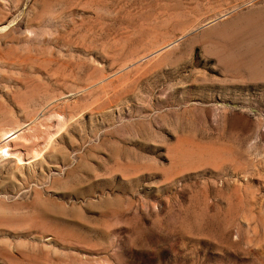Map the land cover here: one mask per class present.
I'll return each instance as SVG.
<instances>
[{"label":"rangeland","instance_id":"obj_1","mask_svg":"<svg viewBox=\"0 0 264 264\" xmlns=\"http://www.w3.org/2000/svg\"><path fill=\"white\" fill-rule=\"evenodd\" d=\"M0 264H264V0H0Z\"/></svg>","mask_w":264,"mask_h":264},{"label":"bare ground","instance_id":"obj_2","mask_svg":"<svg viewBox=\"0 0 264 264\" xmlns=\"http://www.w3.org/2000/svg\"><path fill=\"white\" fill-rule=\"evenodd\" d=\"M3 136L6 137V139H8V133H4ZM6 154V153H5Z\"/></svg>","mask_w":264,"mask_h":264}]
</instances>
